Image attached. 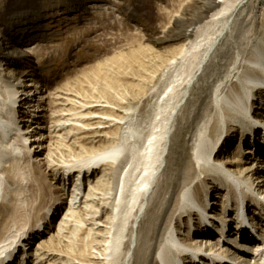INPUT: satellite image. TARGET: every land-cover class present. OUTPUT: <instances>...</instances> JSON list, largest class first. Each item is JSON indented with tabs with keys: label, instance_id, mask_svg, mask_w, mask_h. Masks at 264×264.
<instances>
[{
	"label": "bare ground",
	"instance_id": "6f19581e",
	"mask_svg": "<svg viewBox=\"0 0 264 264\" xmlns=\"http://www.w3.org/2000/svg\"><path fill=\"white\" fill-rule=\"evenodd\" d=\"M247 1L188 0L175 13L173 28L156 43L177 45L165 52L159 75L145 80L147 91L139 99L152 105L163 78L171 79L152 105V119L144 117L146 107L124 100L113 105L85 102L72 91L47 94L45 77L22 48L37 41L43 18L30 27L12 26L11 38L0 29V264H226L236 257L264 264V255H256L264 239L253 244L250 232L238 238L229 215L237 204L247 206L257 222L252 225L264 234L259 221H264V120L258 115L264 107V0H257L258 11L255 0L243 11ZM88 4L101 7L104 1L80 0L63 9L80 12ZM220 44L225 48L221 66L211 73L215 84L192 104L191 92L218 57ZM238 131V150L222 156ZM255 132L254 152L249 139ZM64 151L75 154L74 164H59L57 155ZM25 168L49 170L53 179L64 172L56 200L41 217L32 188L18 180ZM212 190L221 208L217 213ZM60 204L66 207L58 223L53 220ZM210 218L219 235L202 227ZM72 223L79 233H89L81 239L83 250L75 253L74 245L62 263L58 253L67 237L61 232ZM48 225L52 237L42 238L35 253H25L36 231Z\"/></svg>",
	"mask_w": 264,
	"mask_h": 264
},
{
	"label": "rangeland",
	"instance_id": "374dc122",
	"mask_svg": "<svg viewBox=\"0 0 264 264\" xmlns=\"http://www.w3.org/2000/svg\"><path fill=\"white\" fill-rule=\"evenodd\" d=\"M79 1L0 0L1 32L9 31L8 38H11V34H13L12 26L19 24H22V27L33 26L35 20L40 16L43 18L41 24L44 28L42 31H37V41L35 40L29 43V46L22 48L27 51L31 64L45 77L44 91L47 94L53 96L57 91H72L81 97L83 96L85 102L90 103L101 99L102 101H110L113 105H121V100H124L133 107H139V105L143 109L146 107L144 113L146 116L144 117L152 119L154 116L153 111L156 108L152 105L156 104L171 79L167 78L168 76L163 78L164 84L158 95L152 98V105L144 104L145 102L140 103L141 100H139L147 91L145 80L159 75L160 68L158 67L165 52L177 45L176 42L160 44L156 41L164 38L166 33L173 28L175 15L187 8L188 0H103L104 4L101 7H93L88 4L85 7L86 9L80 12H69L63 9L65 7H75V3ZM250 2L251 0H248L244 4L243 11L251 9L252 4L250 5ZM257 3L258 1L255 0V11L259 10ZM242 9L238 12L239 16L243 12ZM224 46L223 44L218 46V57L206 69L205 78L199 79L193 92H191L190 99L194 102L192 104L198 105V102L201 99L203 100L210 92L211 85L215 84L216 78H211V73L218 70L222 64ZM46 93L45 95H47ZM162 97L164 96L162 95ZM260 100L258 97V101ZM77 101L81 102L80 99H77ZM56 107L54 106L53 110ZM84 110L86 109L83 108L82 111ZM147 111L148 113H146ZM258 115H260V119L264 120V107L262 112L258 110ZM26 121H30L29 117L26 118ZM47 121H51L50 117ZM261 124L263 125V123ZM26 125L29 126L31 123L28 122ZM240 134L241 132L238 131L232 135L231 142L228 143L227 148L222 150V156L232 154L238 150ZM71 137L67 142H71ZM71 143H73V140ZM44 146H48V141L44 143ZM187 148L188 154L186 156H192V142L187 145ZM79 150V148L76 149V153H80ZM44 155L39 159L43 158ZM57 156L61 159L59 164L62 166H64L62 164L64 161L74 164L76 160L75 154L69 151H64L62 155L58 153ZM254 158L252 156V159ZM22 173L23 175L19 176L20 179L18 178V180L21 181L22 185H25L26 182V186L32 188L30 189L33 195L32 198L35 199L33 202L37 199L36 202L41 210L37 214L40 213L41 217L47 211L46 207L52 204L54 199L56 200L57 193L54 190L61 185L64 172L62 171V175L61 173L58 174L56 179H53L54 176L51 171L45 169L39 171L38 168L34 171L31 168L29 170L25 168ZM98 176L101 180L106 179L103 177L105 176L104 173H100ZM262 178H258V181H262ZM21 179H24V184ZM85 183L87 185V182ZM105 183L104 181L103 184ZM263 184H260V186ZM67 186L72 189L69 184ZM106 187H104V190L108 189ZM99 193H102V191ZM210 194L212 197L210 200H212V203L214 202V207L216 205L214 211L216 210L217 213L221 208L219 200H214L213 197L218 195H216V192L213 194V190ZM66 196V198L69 197V192ZM57 203H60V201ZM62 205L60 214L56 216L57 219L53 220L58 221V223L61 221L62 215L65 214L64 207L66 206ZM21 217H24L23 213ZM74 224L69 225L68 230L64 231L63 229V233L61 232V236L67 237H65L67 241L65 240L63 244L65 246L62 245L61 252L58 253L59 256H63L61 262H67L71 247L74 245H76V249L77 246L79 247V250H76L75 253L83 250L84 245L81 239L84 240L89 233L88 229L79 233L78 225ZM49 226H46L45 229L41 228L40 232L36 231L34 234L36 238L24 251L25 253L29 251L35 253L37 244H42L44 239L52 237L51 234H47L52 231L51 227L53 226L50 228ZM37 238H39L38 241ZM67 243L68 246H66ZM22 250L23 247L20 251ZM70 257L75 258V255H70ZM74 263L76 264L77 261Z\"/></svg>",
	"mask_w": 264,
	"mask_h": 264
}]
</instances>
